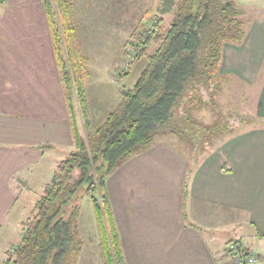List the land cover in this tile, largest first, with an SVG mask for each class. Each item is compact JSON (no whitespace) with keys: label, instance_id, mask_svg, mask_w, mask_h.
<instances>
[{"label":"crops","instance_id":"obj_1","mask_svg":"<svg viewBox=\"0 0 264 264\" xmlns=\"http://www.w3.org/2000/svg\"><path fill=\"white\" fill-rule=\"evenodd\" d=\"M259 11L243 43L224 44L220 67L254 95L255 121L196 159L156 141L108 176L125 264H232L230 241L264 254V5ZM56 143L74 149L44 0L0 1V238H8L17 202L14 176L37 167ZM0 251L4 264L7 245Z\"/></svg>","mask_w":264,"mask_h":264},{"label":"trees","instance_id":"obj_2","mask_svg":"<svg viewBox=\"0 0 264 264\" xmlns=\"http://www.w3.org/2000/svg\"><path fill=\"white\" fill-rule=\"evenodd\" d=\"M168 1L173 11L170 23L165 26L159 17L153 33L147 37L137 35L142 41L136 56L147 61L134 87L128 95H122L120 104L109 112L103 124L94 128L86 92L87 71L75 45V27L69 21L70 2L57 0L67 35L64 40L54 0H44L74 149L58 163L52 182L37 199L31 217L23 222L20 242L4 264H79L82 241L77 221L85 196L93 203L103 264H125L106 190L110 173L161 137L204 144L209 150L234 126L249 124L241 119L233 126L217 105L227 81L220 71L223 45L244 42V11L235 0ZM134 43L135 40L130 42L129 47L137 49ZM76 98L85 117V134L79 130ZM209 110L218 111V118L206 124L199 119ZM97 193L101 194L102 205Z\"/></svg>","mask_w":264,"mask_h":264},{"label":"rangeland","instance_id":"obj_3","mask_svg":"<svg viewBox=\"0 0 264 264\" xmlns=\"http://www.w3.org/2000/svg\"><path fill=\"white\" fill-rule=\"evenodd\" d=\"M72 1L75 5L71 6L73 13L69 21L75 27L73 32L75 45L82 54L84 70L87 71L85 78L87 100L90 117L96 128L102 125L109 112L120 104L124 95L121 90L129 91L134 87L147 61L145 57L140 59L136 56L135 50L141 48L142 41L137 35L147 37L151 32L153 33L157 28L159 17L164 19V25L167 26L173 19V11L167 9V5L170 4L168 0ZM235 3L244 11L242 19L245 31L248 32L260 12V7L264 5V0H235ZM54 8L61 25V36L65 40L67 35H65L62 12L57 0H54ZM259 23L261 26L264 24L262 21ZM262 29L264 33V27ZM133 40L136 41L134 47L137 49L129 47ZM63 46L66 51V45L63 44ZM154 48L155 46H152L151 50ZM226 83L217 100L219 110L229 116L228 119H231L233 126L234 122L238 124L241 119L249 123L255 121L256 106L253 100L255 98L253 94L249 98V88L238 79H230ZM75 101L79 130L85 134V117L79 100L76 98ZM217 114L218 111L213 113L210 110L205 111L198 119L211 124L218 118ZM234 128L236 127L231 129ZM175 138L165 136L160 140L177 143L179 148L187 151L195 159L199 151H203L206 147L204 144H194L192 141L181 143L178 138ZM56 144L54 145L57 147L51 149L37 167H33L30 171H22L13 178L17 202L6 221L8 238L5 239L4 236L0 238V248L3 249L7 245V255L12 253L14 247L20 242L23 235V222L31 217L37 199L56 173L57 164L71 151V148L65 144ZM224 170H228L227 166ZM97 198L102 205L100 193H97ZM77 233L82 241L79 264H103L97 220L89 196L81 200Z\"/></svg>","mask_w":264,"mask_h":264},{"label":"built area","instance_id":"obj_4","mask_svg":"<svg viewBox=\"0 0 264 264\" xmlns=\"http://www.w3.org/2000/svg\"><path fill=\"white\" fill-rule=\"evenodd\" d=\"M226 252L232 264H264V254L249 251L236 241L227 244Z\"/></svg>","mask_w":264,"mask_h":264},{"label":"water","instance_id":"obj_5","mask_svg":"<svg viewBox=\"0 0 264 264\" xmlns=\"http://www.w3.org/2000/svg\"><path fill=\"white\" fill-rule=\"evenodd\" d=\"M121 93L124 94V95H128L129 91L126 90V89H122V90H121Z\"/></svg>","mask_w":264,"mask_h":264}]
</instances>
